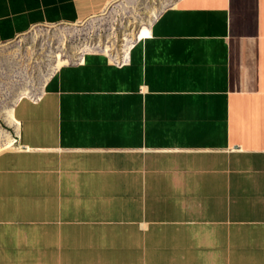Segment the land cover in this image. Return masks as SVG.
Here are the masks:
<instances>
[{
    "label": "crops",
    "instance_id": "0c3cea01",
    "mask_svg": "<svg viewBox=\"0 0 264 264\" xmlns=\"http://www.w3.org/2000/svg\"><path fill=\"white\" fill-rule=\"evenodd\" d=\"M117 1L0 0V43ZM148 36L20 98L0 264H264V0H179Z\"/></svg>",
    "mask_w": 264,
    "mask_h": 264
},
{
    "label": "rangeland",
    "instance_id": "374dc122",
    "mask_svg": "<svg viewBox=\"0 0 264 264\" xmlns=\"http://www.w3.org/2000/svg\"><path fill=\"white\" fill-rule=\"evenodd\" d=\"M178 2L120 0L88 21L40 25L15 40L0 43V153L17 147L20 129L15 107L23 93L39 95L56 68L77 61L87 47L120 59L137 39L138 30L150 31L157 16ZM124 34L129 42L122 46L119 39Z\"/></svg>",
    "mask_w": 264,
    "mask_h": 264
},
{
    "label": "bare ground",
    "instance_id": "6f19581e",
    "mask_svg": "<svg viewBox=\"0 0 264 264\" xmlns=\"http://www.w3.org/2000/svg\"><path fill=\"white\" fill-rule=\"evenodd\" d=\"M159 16H157V18H158ZM156 18V19H157ZM155 19V20H156ZM155 22V21H154ZM153 22V23H154ZM153 23H151V27H152V25H153ZM142 27H144V25H142L141 26V28ZM150 31H147V30H145V29H142V31H139L138 30V37H137V39L130 45V46H128V48H126V54H128L129 53V51H130V49H131V47L134 45V43L137 41V40H139V39H142V38H145L146 36H148L149 34H150V32H151V28L149 29ZM133 32V31H132ZM132 32H131V34H132ZM149 37V36H148ZM120 45H127V43L129 42V37L128 36H126V34H124V35H122L121 37H120ZM127 42V43H126ZM84 52H83V54H82V56L84 55V54H86L87 52H92L93 50L92 49H89V47H87V50L85 51V50H83ZM125 54V55H126ZM123 56H120V58H122ZM97 61V60H96ZM163 61V60H162ZM153 62V61H152ZM166 63V62H165ZM65 64H68V63H65ZM65 64H61V65H59L57 68H56V70L58 69V68H60L62 65H65ZM99 68H101V67H99ZM142 68V67H141ZM88 69V68H87ZM55 70V71H56ZM137 71V70H136ZM89 72V71H88ZM131 72V71H130ZM127 73V72H126ZM128 75V74H127ZM126 76V75H125ZM114 80V79H113ZM68 82V81H67ZM112 82V81H111ZM116 88V87H115ZM24 96H30L29 94H27L26 92L25 93H23L21 96H20V98L21 97H24ZM33 97H35V96H32V98ZM20 98H19V100H20ZM113 99V98H112ZM19 100H18V102H19ZM17 102V103H18ZM123 103V102H122ZM16 108V107H15ZM15 121L17 122V124H19V121H18V119H17V117H16V115H15Z\"/></svg>",
    "mask_w": 264,
    "mask_h": 264
},
{
    "label": "built area",
    "instance_id": "2783aa9c",
    "mask_svg": "<svg viewBox=\"0 0 264 264\" xmlns=\"http://www.w3.org/2000/svg\"><path fill=\"white\" fill-rule=\"evenodd\" d=\"M115 60H117V62L118 63H120V60H118V59H115ZM34 99H38V96H35V97H33Z\"/></svg>",
    "mask_w": 264,
    "mask_h": 264
}]
</instances>
